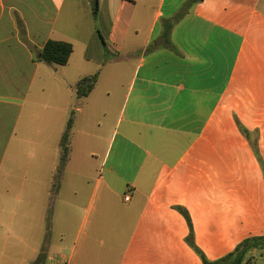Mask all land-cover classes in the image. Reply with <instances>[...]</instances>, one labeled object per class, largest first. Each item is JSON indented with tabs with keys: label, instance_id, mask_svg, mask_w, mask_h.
Listing matches in <instances>:
<instances>
[{
	"label": "crops",
	"instance_id": "crops-1",
	"mask_svg": "<svg viewBox=\"0 0 264 264\" xmlns=\"http://www.w3.org/2000/svg\"><path fill=\"white\" fill-rule=\"evenodd\" d=\"M93 1L0 0V230L25 233L26 167L36 165L49 139L58 150L60 122L64 130L68 120L69 81L61 105L43 112L29 100L42 79L44 43L62 41L51 37L61 19L76 27L83 61L95 68L76 83L99 74L72 109L70 140L78 137L93 175L68 189L65 224L75 234L53 264H202L177 206L188 212L209 260L264 235V0H175L168 13L163 0H98L96 15ZM95 16L112 25L107 35L99 32L112 54L103 61L92 44ZM32 116L38 122L27 132ZM53 118L54 134L42 124ZM14 149L22 176L11 209ZM73 149L69 141L64 168ZM35 201L44 205L42 194ZM35 223L43 228L41 219Z\"/></svg>",
	"mask_w": 264,
	"mask_h": 264
},
{
	"label": "rangeland",
	"instance_id": "rangeland-1",
	"mask_svg": "<svg viewBox=\"0 0 264 264\" xmlns=\"http://www.w3.org/2000/svg\"><path fill=\"white\" fill-rule=\"evenodd\" d=\"M157 4L160 0H153ZM175 0H163V11L168 13L172 10V5ZM179 1V0H177ZM126 12V9L124 13ZM61 22V19H59ZM58 22L54 27L52 38L57 40L66 41L72 44L73 52L68 63L64 66H56L42 63V72L41 80H38L36 86L32 89L34 90L29 94L32 96L29 100L31 102L41 103V110L44 112L46 107H52L54 105H61L64 101L65 90L63 89V81L67 80L70 84L67 87L70 89L73 88L70 93L72 97L70 98L69 112L66 116L69 117L70 112L75 107V100L78 98L74 96L73 92L76 88V81L79 77L84 75L87 71H92L95 68L92 67L91 63H85L83 61V54L85 52V46L83 41L79 38L78 32L75 31V26H69ZM146 22V20H145ZM90 27L94 31V38L92 39V44H97L101 50L102 61L106 58L112 56V54L106 49L105 41L101 39L99 32L103 35H107L112 28L110 23L104 24L102 21H99L96 16L91 19ZM80 39V40H79ZM94 48V47H93ZM93 48L88 49L89 54H94L99 52ZM39 62H42L39 60ZM57 69V72H55ZM35 95H37L35 97ZM82 99V98H78ZM45 109V110H44ZM35 111V107L33 108ZM34 111L32 113H34ZM33 121L28 120L27 126L24 128L25 131L36 128V123L38 121L35 118L31 117ZM34 123V124H33ZM43 130L47 132H53L56 129V122L53 118L52 121L45 120L43 121ZM61 128V122L58 129L59 135V147L58 150L54 147V142L52 139H49L44 145L43 152L37 154V158L33 163L36 162L35 166H27L28 169V179L31 182L26 183L24 194L30 199L25 206L27 210V220L25 233L21 227V232L19 228H14V236H7L2 230H0V264H33V261L38 259H44L47 261V264L52 263L55 260L59 259L57 255L58 248H66L69 246V241L73 236L72 231H67V226L65 224V211L71 205L67 203V193L69 194L70 188H77L76 184L77 179L83 178L85 176H91L90 169L87 168V165L83 161H87V155L85 152L80 150V142L78 137L72 135L71 144L73 146V153L71 154V164L64 168L61 166V163H58V152L60 149L61 152V137L64 133V130ZM63 131V132H61ZM52 134V133H51ZM72 134V129H71ZM19 139V138H18ZM12 163H10V192L12 207L14 208V196L19 191V164H20V153L19 150L12 151ZM86 157V158H85ZM58 165L59 172L54 167ZM98 171V169H97ZM95 173V171H94ZM58 179H55L57 178ZM64 177L62 181L61 178ZM37 180V181H36ZM41 183V186H40ZM62 183L63 185H60ZM60 197L58 200L52 202L51 198H54L55 192L58 191ZM41 190V191H40ZM70 190V189H69ZM38 193L42 194L44 199V205L37 204L38 202L35 199L38 197ZM52 194V197H51ZM39 201V200H38ZM80 204L83 205L82 198L80 199ZM36 202V203H35ZM40 202V201H39ZM38 210H42V217L38 219L37 213ZM63 215V217H62ZM54 218L53 222L52 217ZM41 219V225H36V220ZM16 224V222H15ZM66 229H65V226ZM64 228V230H63ZM72 230V228H71ZM47 249V253H41L42 250ZM59 253V252H58ZM58 258V259H57Z\"/></svg>",
	"mask_w": 264,
	"mask_h": 264
},
{
	"label": "trees",
	"instance_id": "trees-1",
	"mask_svg": "<svg viewBox=\"0 0 264 264\" xmlns=\"http://www.w3.org/2000/svg\"><path fill=\"white\" fill-rule=\"evenodd\" d=\"M97 4L98 0H94L92 7L94 15H96L97 12ZM71 53L72 45L70 43L65 41L47 40L40 51L38 59L44 62L45 64L63 66L66 65V63L68 62ZM98 74L99 72L97 71L92 75L80 79L76 83L75 93L78 98H83L90 93V91L94 88L97 82ZM73 119L74 111L72 110L68 117L64 133L61 137V152L59 161L62 167L65 165L69 156V138L73 126ZM239 128L242 133L248 136L246 130H244L240 125ZM252 148L254 149L256 155H258L256 150L257 145L252 144ZM57 171L59 172V167ZM55 179H58V177ZM175 208L186 219V222L189 227V233L186 237V242L199 256L202 261V264H251L252 261L257 257H261L264 259V235H262L247 237L241 242H239L235 246V248L228 254L224 255L223 257L217 260H209L195 243L193 227L188 212L180 206H177Z\"/></svg>",
	"mask_w": 264,
	"mask_h": 264
},
{
	"label": "built area",
	"instance_id": "built-area-1",
	"mask_svg": "<svg viewBox=\"0 0 264 264\" xmlns=\"http://www.w3.org/2000/svg\"><path fill=\"white\" fill-rule=\"evenodd\" d=\"M126 199H128V198H126Z\"/></svg>",
	"mask_w": 264,
	"mask_h": 264
}]
</instances>
